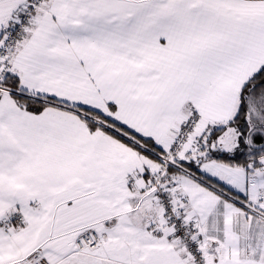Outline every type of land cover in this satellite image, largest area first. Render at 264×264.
<instances>
[{
  "label": "snow or ice",
  "instance_id": "1",
  "mask_svg": "<svg viewBox=\"0 0 264 264\" xmlns=\"http://www.w3.org/2000/svg\"><path fill=\"white\" fill-rule=\"evenodd\" d=\"M0 264H264V0H0Z\"/></svg>",
  "mask_w": 264,
  "mask_h": 264
}]
</instances>
